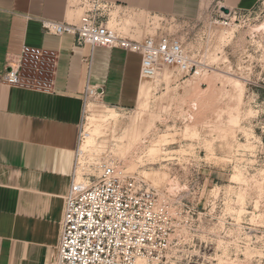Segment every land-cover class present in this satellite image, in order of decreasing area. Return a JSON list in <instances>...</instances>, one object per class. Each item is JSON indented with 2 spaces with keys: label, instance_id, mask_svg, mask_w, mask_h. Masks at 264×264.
<instances>
[{
  "label": "rangeland",
  "instance_id": "obj_1",
  "mask_svg": "<svg viewBox=\"0 0 264 264\" xmlns=\"http://www.w3.org/2000/svg\"><path fill=\"white\" fill-rule=\"evenodd\" d=\"M207 3L198 19H171L78 0L104 7L123 36L178 38L199 67L142 78L145 94L130 110L90 98L80 150L93 142L80 151L77 180L117 162L167 202L173 242L156 264H264V0L230 13L223 0Z\"/></svg>",
  "mask_w": 264,
  "mask_h": 264
},
{
  "label": "crops",
  "instance_id": "obj_2",
  "mask_svg": "<svg viewBox=\"0 0 264 264\" xmlns=\"http://www.w3.org/2000/svg\"><path fill=\"white\" fill-rule=\"evenodd\" d=\"M108 1L171 19H198L208 5ZM259 1L223 0V5L248 10ZM83 12L78 0H0V264H56L64 198L77 171L89 99L130 110L141 98L140 54L80 45L73 34L43 28L42 19L77 23ZM25 45L57 52L53 89L1 81ZM89 88L96 93L90 95Z\"/></svg>",
  "mask_w": 264,
  "mask_h": 264
},
{
  "label": "built area",
  "instance_id": "obj_3",
  "mask_svg": "<svg viewBox=\"0 0 264 264\" xmlns=\"http://www.w3.org/2000/svg\"><path fill=\"white\" fill-rule=\"evenodd\" d=\"M87 7L83 4L85 10L77 23L42 19L43 28L57 35L73 34L80 45L138 53L142 77L152 78L162 66L184 74L197 71L198 60L178 38L168 34L142 40L123 36L109 26L104 7ZM57 59L55 51L25 45L1 81L51 90ZM94 93L89 88V94ZM79 156L78 148L76 169ZM100 168L97 179L89 177L84 182L77 180L75 171L64 198L56 264H138L140 259L143 264H156L173 242L175 224L169 205L120 163L105 161Z\"/></svg>",
  "mask_w": 264,
  "mask_h": 264
},
{
  "label": "bare ground",
  "instance_id": "obj_4",
  "mask_svg": "<svg viewBox=\"0 0 264 264\" xmlns=\"http://www.w3.org/2000/svg\"><path fill=\"white\" fill-rule=\"evenodd\" d=\"M143 78H146V77H143ZM143 82H145V81H143ZM145 88H146L145 87V83L144 84L142 83L140 97H142L145 94ZM140 100H141V98H140ZM91 109H92V103H90L89 106L87 107V111L89 112V110H91ZM108 116L115 117L116 116V112L115 111H112V112H110V114ZM90 117L91 116H89V118ZM82 137H83V131H82ZM81 141H82V138H81ZM91 142H93L92 141V138H88L86 141H84V143L82 142V150H80V147H79V152L81 151V154H83L84 153V149L86 148L87 144H89ZM155 150H156V148H153L152 149V151H155Z\"/></svg>",
  "mask_w": 264,
  "mask_h": 264
},
{
  "label": "water",
  "instance_id": "obj_5",
  "mask_svg": "<svg viewBox=\"0 0 264 264\" xmlns=\"http://www.w3.org/2000/svg\"><path fill=\"white\" fill-rule=\"evenodd\" d=\"M223 11H225L226 13H230V8L229 7H225V6H223Z\"/></svg>",
  "mask_w": 264,
  "mask_h": 264
}]
</instances>
